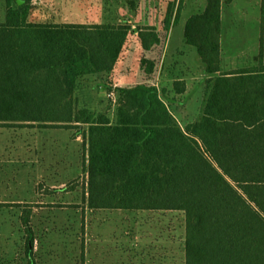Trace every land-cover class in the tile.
<instances>
[{"label": "trees", "instance_id": "1", "mask_svg": "<svg viewBox=\"0 0 264 264\" xmlns=\"http://www.w3.org/2000/svg\"><path fill=\"white\" fill-rule=\"evenodd\" d=\"M31 3L6 0L0 127L78 130L86 152L84 203L91 211L184 213L185 264H264V74L219 75L223 0H208L186 22L185 42L212 78L201 117L185 128L147 83L117 88L115 121L81 109V81L109 78L131 28L108 21L36 24ZM174 85L185 92V84ZM31 207L21 217L29 260Z\"/></svg>", "mask_w": 264, "mask_h": 264}, {"label": "rangeland", "instance_id": "2", "mask_svg": "<svg viewBox=\"0 0 264 264\" xmlns=\"http://www.w3.org/2000/svg\"><path fill=\"white\" fill-rule=\"evenodd\" d=\"M207 1L33 0L30 21L57 25L108 21L131 28L116 81L133 86L132 81L148 80L157 65V54H147L143 48L147 35L151 49L163 45L165 20L179 23L176 36L181 23L202 12ZM257 2L238 0L234 8L229 0H223L221 20L225 30L235 9L243 16L247 7L250 15ZM144 33L146 37L141 40L139 34ZM190 57L189 51L173 57L174 71H167L174 78H182ZM167 66L170 68V63ZM105 76L94 75L83 81L79 96L84 102L79 107L95 115L106 114L115 121L117 88ZM162 98L176 115L168 98ZM28 126L0 127V204L32 205L35 245L30 260L36 264L185 263L184 213L91 211L84 203L88 189L86 152L84 139L76 137L78 130ZM21 217L19 208H0V264L30 262L26 250L28 231Z\"/></svg>", "mask_w": 264, "mask_h": 264}, {"label": "crops", "instance_id": "3", "mask_svg": "<svg viewBox=\"0 0 264 264\" xmlns=\"http://www.w3.org/2000/svg\"><path fill=\"white\" fill-rule=\"evenodd\" d=\"M238 0H232L230 5L236 7ZM31 5H33V0ZM73 5V4H71ZM233 8V9H234ZM250 10V9H249ZM243 16L237 13L236 9L232 12L233 19H229L226 30L222 26L221 21V35H220V74H235L242 72H253L254 74H264V0H258L252 13L248 14V8L242 11ZM7 5L6 0H0V24L6 22ZM184 22V21H183ZM182 22V23H183ZM187 20L181 23V27L184 28L178 35L175 36V29L179 25L170 22L169 25L164 23L165 36L163 45L154 46L151 49L149 45L145 50L147 54H157V65L153 74H148V80L142 82L147 83L153 87H156L161 99L168 106V103L164 101L162 96L168 98L169 105L176 110V117L179 124L184 127L196 122L202 115L203 107L205 104V92L207 82L211 76L206 74L203 63L200 60L196 49L188 46L185 42V26ZM36 24H44L40 22H34ZM69 24L88 25L92 23L87 22H73ZM127 44V43H126ZM126 47V45H125ZM190 52V58L185 62L184 76L182 78H174L167 69L174 71V58L178 55H184L186 52ZM125 52V48L123 53ZM123 53L120 63L115 67V70L109 76L110 82H113L115 88L123 87L119 81H116L119 75L117 71L120 65L123 63ZM167 62L170 63V68L167 66ZM131 75V74H130ZM107 77V76H105ZM83 83V80L81 81ZM136 84L137 81H132ZM181 82L185 84V92L183 94H177L175 92V83ZM138 83V82H137ZM162 87V91L160 89ZM182 87V86H181ZM81 86L77 90L78 103L79 99L81 104L84 102V98L79 96ZM85 105V104H84ZM85 107V106H81ZM17 124V123H15ZM20 124V123H18ZM21 128V127H19ZM2 204V203H1ZM11 204V203H9ZM22 207L19 209L22 212L27 206L26 203H15ZM32 206V205H30ZM1 208V207H0ZM10 208V207H2ZM18 208V207H13ZM32 210V207L30 208ZM86 254V253H85ZM86 257V255H85ZM87 264V263H85ZM185 264V263H184Z\"/></svg>", "mask_w": 264, "mask_h": 264}]
</instances>
